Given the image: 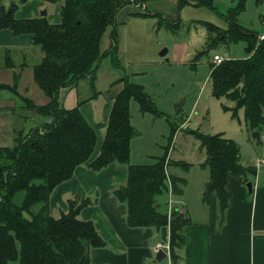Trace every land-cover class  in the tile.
Returning a JSON list of instances; mask_svg holds the SVG:
<instances>
[{
  "label": "trees",
  "instance_id": "trees-1",
  "mask_svg": "<svg viewBox=\"0 0 264 264\" xmlns=\"http://www.w3.org/2000/svg\"><path fill=\"white\" fill-rule=\"evenodd\" d=\"M25 1L14 0L8 8L0 6V30L32 34L34 46L42 52L33 66L34 79L48 101L36 104L18 92L21 71L14 72L12 84L0 81V91L18 94L25 108L45 118L26 132L18 130L13 145L0 146V264H91V248L106 245L95 222L79 216L80 210L92 201L74 196L68 201L67 211L56 216L50 211V197L79 165L88 163L90 168L101 170L114 161L128 165L127 182L116 187L114 194L127 205L129 226L168 225L171 258L176 263L177 249L185 243V228L191 219L188 211L178 206L168 214L164 198L170 164L165 160L167 152L152 163L130 161L131 140L137 134L131 123L130 101L135 98L142 112L160 114L147 89L127 76L123 78L124 86L113 99L100 150L93 158L97 133L80 110L85 100L66 108L59 99L63 87L74 86L86 76L94 77L102 59L113 53L118 12L131 3L155 0H44L62 1L61 21L56 23L46 15L16 17L17 3ZM177 1L180 8L191 5L212 9L226 22L224 27L205 21L210 34L208 47L245 42L246 56L211 61L209 79L213 94L234 101L235 106L230 108L234 114L243 108L247 125L260 130L264 124V38L239 20L247 0H233L235 4L226 12L220 11L214 0ZM108 28L112 49L107 52L102 50L101 41ZM7 54L5 66L15 67ZM197 136L207 152L202 165L210 171L203 200L209 202L216 194L223 213L230 203L226 188L229 175L242 176L248 182L256 168L242 163L240 146L233 139L221 133L200 132ZM170 178L175 193L182 194L185 179L175 175Z\"/></svg>",
  "mask_w": 264,
  "mask_h": 264
},
{
  "label": "rangeland",
  "instance_id": "rangeland-1",
  "mask_svg": "<svg viewBox=\"0 0 264 264\" xmlns=\"http://www.w3.org/2000/svg\"><path fill=\"white\" fill-rule=\"evenodd\" d=\"M37 2H18L16 17L42 15L46 8L37 10L35 7V14L30 12L34 11L31 6ZM61 4L62 1L48 3L49 8L54 6L57 10L54 14L50 9L47 18L51 22L61 21ZM234 4L233 0H214V5L223 12ZM10 6L11 0L6 4L7 8ZM129 8L131 10L126 13L130 17L128 23H117V46L113 53L102 59L94 77L86 76L78 81L80 99L90 97L96 119L102 120L109 99L107 90L113 81L119 77L122 81L127 76L130 81L147 89L160 114L142 112L135 98L130 101L131 123L137 130L133 136L132 163H152L167 152L165 160H170V164L167 165L168 192L165 200L172 193L173 196L176 194L171 175L183 177V189L192 194L201 186L203 179L209 177V167L202 165L207 157L206 148L197 133H221L233 139L240 146L242 163L254 166L256 159L264 156V124L258 130L260 138L253 137L254 130L247 125L243 108L234 114L230 108L235 106V102L225 96L214 95L209 79L213 56L216 53L225 59L246 56L245 42L208 47L210 34L205 21L224 27L227 24L217 12L206 7L188 5L180 8L177 0H155L131 3ZM263 9L264 0H247L246 9L239 16L240 22L260 30ZM111 46V28H108L103 34L101 48L108 52ZM5 47L0 44V81L12 84L14 72L21 71L18 92L24 91L21 80L27 84L28 97L36 104L44 102L47 97L35 83L32 70V66L41 59V50L34 46L39 50L37 56L27 49L26 57L20 48L10 47L9 55L15 67H6L8 54ZM165 48L166 54L161 55ZM24 62L31 66L22 68ZM23 93L20 94L24 96ZM23 105L24 99L18 94L0 91V146L13 145L18 130L26 132L45 120ZM98 149L97 140L93 154ZM255 168L256 174L261 172H257L256 165Z\"/></svg>",
  "mask_w": 264,
  "mask_h": 264
},
{
  "label": "crops",
  "instance_id": "crops-1",
  "mask_svg": "<svg viewBox=\"0 0 264 264\" xmlns=\"http://www.w3.org/2000/svg\"><path fill=\"white\" fill-rule=\"evenodd\" d=\"M0 1L1 5L6 6L9 0ZM37 1L36 5L31 6L34 9L30 11L32 14H35V7L37 10L46 8L47 17L50 9L52 13H57L54 6L48 7V3L51 2ZM129 7L131 4L118 12L117 23H128L130 17L126 13L131 10ZM260 18V30H256L261 36L264 34V9ZM0 44L7 46L5 47L7 52H11L12 47H18L26 57L27 49L39 55V50L34 47L31 33L16 35L9 28L1 29ZM25 64L24 67L29 65L27 62ZM120 78L113 81L114 84H111L107 90L109 99L102 120L96 119L90 97L83 99L85 101L80 105L81 112L97 133L99 149L92 158L100 150L104 136L103 129L106 128L113 99L124 86ZM20 85L26 91L25 94L24 91L20 93L28 97L29 89H26V82L21 83L20 80ZM59 99L66 108L76 106L80 100L78 83L63 87ZM47 101L48 97L40 104H45ZM134 139L131 140V162H134L132 159ZM248 177L252 182L251 192L247 186L249 181L245 182L242 176L229 175L226 188L230 193V203L223 213L219 208L216 194L211 196L209 202L203 200V191L209 177L203 179V183L193 194L183 189L182 194L171 195L173 206L186 209L191 219L185 228V243L183 247L177 249L179 259L176 263L173 261V264H264V171ZM127 178V164L114 161L101 170H94L88 166V163H83L76 168L71 178L54 188L50 197V211L59 216L62 211H67L68 201L74 196H80L81 199L89 198L92 201L80 210L79 216L95 222L106 245L91 248V264H170L168 256L157 261L155 259L157 252L154 250L157 242L170 238L168 225L159 228L129 226L127 205L114 194V189L125 184ZM165 258L167 260H164Z\"/></svg>",
  "mask_w": 264,
  "mask_h": 264
},
{
  "label": "built area",
  "instance_id": "built-area-1",
  "mask_svg": "<svg viewBox=\"0 0 264 264\" xmlns=\"http://www.w3.org/2000/svg\"><path fill=\"white\" fill-rule=\"evenodd\" d=\"M260 37L261 38H264V34L261 35ZM224 59H225V57L223 55H221V54H218V53H216L213 56V61L214 62H217V63L221 62ZM255 165L257 167V172L264 171V156L257 158L256 161L254 162V166ZM171 195H169V198L167 200V202H168V214L169 215H170L171 209L173 207V202H172V199H171ZM154 250L156 252H158L159 250H163L166 253V256H168L170 258V264H173V260L171 258L170 238H168L166 241H159V242H157L154 245Z\"/></svg>",
  "mask_w": 264,
  "mask_h": 264
},
{
  "label": "water",
  "instance_id": "water-1",
  "mask_svg": "<svg viewBox=\"0 0 264 264\" xmlns=\"http://www.w3.org/2000/svg\"><path fill=\"white\" fill-rule=\"evenodd\" d=\"M13 2H14V0H11V5H12ZM42 15H46V10L43 11ZM166 52H167V49L165 48L164 50L161 51V55H165ZM253 137L259 139V138H260V132H259L258 130H254V132H253ZM247 186H248L249 191L251 192V191H252V182L249 181V182L247 183ZM165 256H166V253H165L163 250H159V251L156 253L155 259H156L157 261H160V260H162Z\"/></svg>",
  "mask_w": 264,
  "mask_h": 264
}]
</instances>
